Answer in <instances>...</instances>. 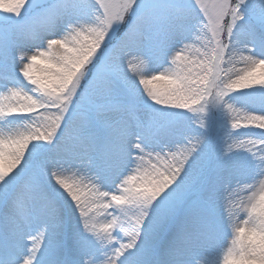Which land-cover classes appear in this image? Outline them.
I'll list each match as a JSON object with an SVG mask.
<instances>
[{"label": "snow or ice", "instance_id": "1", "mask_svg": "<svg viewBox=\"0 0 264 264\" xmlns=\"http://www.w3.org/2000/svg\"><path fill=\"white\" fill-rule=\"evenodd\" d=\"M212 255L264 264V0H0V264Z\"/></svg>", "mask_w": 264, "mask_h": 264}, {"label": "rangeland", "instance_id": "2", "mask_svg": "<svg viewBox=\"0 0 264 264\" xmlns=\"http://www.w3.org/2000/svg\"><path fill=\"white\" fill-rule=\"evenodd\" d=\"M238 67H241V66L238 65ZM214 258L215 259L218 258L217 255L207 256L206 259L208 260V264H210V261H214Z\"/></svg>", "mask_w": 264, "mask_h": 264}, {"label": "bare ground", "instance_id": "3", "mask_svg": "<svg viewBox=\"0 0 264 264\" xmlns=\"http://www.w3.org/2000/svg\"><path fill=\"white\" fill-rule=\"evenodd\" d=\"M221 251H223V249L221 250ZM218 257V256H217ZM218 258H214V261H210V264H216V260H217Z\"/></svg>", "mask_w": 264, "mask_h": 264}]
</instances>
